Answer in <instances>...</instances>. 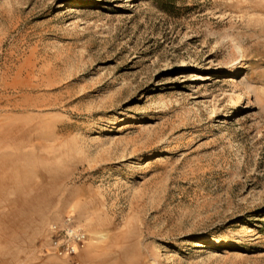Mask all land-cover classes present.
<instances>
[{"label":"rangeland","instance_id":"obj_1","mask_svg":"<svg viewBox=\"0 0 264 264\" xmlns=\"http://www.w3.org/2000/svg\"><path fill=\"white\" fill-rule=\"evenodd\" d=\"M0 264H264V0H0Z\"/></svg>","mask_w":264,"mask_h":264},{"label":"built area","instance_id":"obj_2","mask_svg":"<svg viewBox=\"0 0 264 264\" xmlns=\"http://www.w3.org/2000/svg\"><path fill=\"white\" fill-rule=\"evenodd\" d=\"M52 239L50 249L58 256H75L87 240V234L71 216H66L61 223L50 224Z\"/></svg>","mask_w":264,"mask_h":264}]
</instances>
